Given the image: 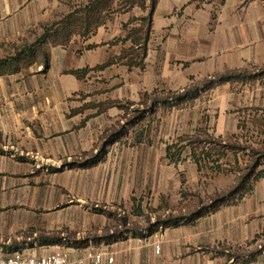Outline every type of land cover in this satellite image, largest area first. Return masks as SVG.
<instances>
[{
  "label": "rangeland",
  "instance_id": "1",
  "mask_svg": "<svg viewBox=\"0 0 264 264\" xmlns=\"http://www.w3.org/2000/svg\"><path fill=\"white\" fill-rule=\"evenodd\" d=\"M73 1L63 0L60 14ZM10 48H3L1 55L17 49ZM115 73L108 72L112 88L104 96H119L127 108L91 120L85 133L77 134L78 146L71 157L44 163L62 167L58 209L62 223L56 237L71 246L98 248L108 235L139 232L142 242L153 237L142 254L132 258L134 264H264V179L254 182L249 192L242 188L227 197L246 164L256 154L264 155V105L247 104L250 94L237 77L232 86L225 82L213 90H200L193 100L162 105L214 77L248 73L193 79L178 90L152 71L128 75L125 69L126 82L112 83ZM75 98L67 101L78 102ZM154 99L162 101L153 110ZM206 139L229 144L227 159L216 163L217 155L201 156L200 148L189 145ZM169 149L174 154L180 151L175 162ZM263 169L264 165L258 170ZM26 215L0 216V256L43 237L35 226H14V220H25ZM155 242L161 245L160 253L155 252Z\"/></svg>",
  "mask_w": 264,
  "mask_h": 264
},
{
  "label": "crops",
  "instance_id": "2",
  "mask_svg": "<svg viewBox=\"0 0 264 264\" xmlns=\"http://www.w3.org/2000/svg\"><path fill=\"white\" fill-rule=\"evenodd\" d=\"M62 1L0 0V58L12 55H1L3 48L19 49L35 42L36 33L42 34L45 26L85 0L71 2L66 13L60 14ZM147 12L138 6L114 12L88 37L75 36L65 47L48 42L45 55L32 65L0 76V216L26 213L25 220H14V226H35L43 234L39 242L17 250L37 255L63 250L72 261L84 254L86 245L71 246L56 237L62 223L58 210L62 167L44 163L74 155L77 134L83 135L91 120L120 110L112 106L99 113L98 107L85 105L108 101L122 104L119 96H104L112 88L107 84L112 78L108 76L110 70H116V82L112 83L126 82L125 69L128 75L152 71L172 90L193 79L244 71L248 73L245 91L250 94L247 104L264 105V0H158L144 68L130 67L129 59H123L94 70L132 45L129 41L115 42L125 38V25L131 19ZM84 69L89 72L82 79L71 73ZM234 81L227 83L232 86ZM74 96L78 102L67 101ZM45 176L50 180H43ZM37 213L41 214L33 220ZM65 223L73 225L69 219ZM152 238L143 243L139 232L108 235L100 249L115 256L117 264H124V260L134 264L132 258L139 257Z\"/></svg>",
  "mask_w": 264,
  "mask_h": 264
},
{
  "label": "trees",
  "instance_id": "3",
  "mask_svg": "<svg viewBox=\"0 0 264 264\" xmlns=\"http://www.w3.org/2000/svg\"><path fill=\"white\" fill-rule=\"evenodd\" d=\"M157 3L158 0H85L83 2L74 4L72 6V10L68 14L62 16L59 20L53 22L52 24L45 26L43 33L35 40V42L16 49L12 55L0 58V76L11 71H16L22 66L32 65L34 62H36L38 57L45 55L46 49L44 46L48 42L52 43L53 46L65 47L75 36L86 38L90 34L94 33L98 27L104 24L106 19L112 13L128 11L134 6H138L143 10H147L148 12L143 17L131 19L128 24L125 25V38L118 39L115 42L116 44L118 42L126 44L129 41L132 45L126 49H123L119 57L109 59L103 65H99L94 68V70L105 69L106 67L116 64L123 59H129L130 67L139 66L143 69L144 60L148 51V42L152 32V18L156 10ZM129 25H132V27H129ZM115 43L111 42L110 45H115ZM88 72L89 69H84L72 71L71 73L82 79ZM257 75L262 76L261 73ZM236 77L241 79L243 83H246V75H221L217 78L209 80L199 88L196 87L193 90H187L182 94H178L175 96L176 98L174 102L154 99L151 103L154 107L152 109L154 110L158 103H161V101L163 107H166L168 105L172 106L174 103L193 100L198 97L200 90H209L220 83L232 81L233 78ZM149 98L150 96H148L146 100ZM82 99H84V96ZM85 105L86 107H98L99 113L105 112L109 107L112 106H117L123 110L127 108L126 105L112 101L103 102L100 104L88 103ZM145 110H151V108L149 107ZM141 114H145L144 111L141 112ZM210 139L194 141L189 145L195 144L196 148H200L201 156H207L210 158L214 155H217L218 158L215 160L216 163H219L222 159H227L228 152L226 150L229 148L232 149L230 145H225L221 139ZM196 148L193 147L192 152H194ZM178 153H180V151ZM178 153L174 154L171 153L170 149L168 150V156L173 162L176 161L175 155H178ZM234 158L235 163L239 164V158L236 154H234ZM263 165L264 155L256 154V158L252 160V163L250 165L246 164V168L242 169V171L245 172L240 175L237 187L232 192H230L229 196L227 197L234 195L236 191L242 190V188H244L243 191L245 192L251 191L253 189V183L264 178V169L258 170ZM217 168L219 171H222L220 164L217 165ZM195 216L201 217L202 214H197Z\"/></svg>",
  "mask_w": 264,
  "mask_h": 264
},
{
  "label": "built area",
  "instance_id": "4",
  "mask_svg": "<svg viewBox=\"0 0 264 264\" xmlns=\"http://www.w3.org/2000/svg\"><path fill=\"white\" fill-rule=\"evenodd\" d=\"M153 245L155 252L160 253L161 245L159 242H155ZM0 264H117V261L115 256L91 245L86 248L83 255L73 261L70 260L67 252L63 250L47 255H37L20 249L0 256Z\"/></svg>",
  "mask_w": 264,
  "mask_h": 264
}]
</instances>
